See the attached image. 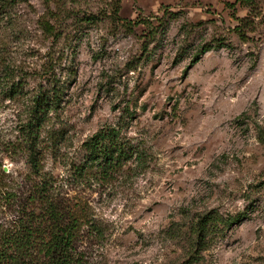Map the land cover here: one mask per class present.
Masks as SVG:
<instances>
[{"label": "rangeland", "instance_id": "374dc122", "mask_svg": "<svg viewBox=\"0 0 264 264\" xmlns=\"http://www.w3.org/2000/svg\"><path fill=\"white\" fill-rule=\"evenodd\" d=\"M111 127L134 154L104 172ZM38 186L85 264H264V0H0V252L50 239Z\"/></svg>", "mask_w": 264, "mask_h": 264}, {"label": "trees", "instance_id": "16d2710c", "mask_svg": "<svg viewBox=\"0 0 264 264\" xmlns=\"http://www.w3.org/2000/svg\"><path fill=\"white\" fill-rule=\"evenodd\" d=\"M207 49L203 50V53ZM200 58L198 55L194 62ZM60 92L58 87H50L49 90L44 88L39 92L36 97V112L39 114L35 117L36 122H39L44 117V113L59 104ZM34 123H29V133L31 138L34 137ZM33 142L29 143L30 147V162L34 172H39V162L37 154L33 149ZM87 152L89 153V160L96 162L97 165L104 172H109L113 169L121 168L124 163L133 156L134 151L131 150L126 141L121 137L120 129L117 127L103 128L93 134V136L84 142ZM46 192L45 187L38 186L34 191L33 201L39 200L45 204L46 213L51 220L50 239L43 240L41 243H35L33 238L35 235L40 234V225L35 226L34 221L38 218L31 220L29 225H24V236L14 237L8 240L7 244L0 252V264H85L84 257L81 251L78 250V242L80 237V217L76 213L70 214V222H64V214L55 205V203L44 197ZM10 248H14L11 252ZM33 250H38L39 254L34 255Z\"/></svg>", "mask_w": 264, "mask_h": 264}]
</instances>
